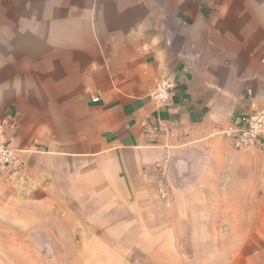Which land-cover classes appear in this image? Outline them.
Wrapping results in <instances>:
<instances>
[{
	"label": "crops",
	"instance_id": "1",
	"mask_svg": "<svg viewBox=\"0 0 264 264\" xmlns=\"http://www.w3.org/2000/svg\"><path fill=\"white\" fill-rule=\"evenodd\" d=\"M164 79L175 87L156 108ZM263 109L264 0H0V123L15 124L26 170L16 184L0 173V223L86 225L87 241L180 259L182 240L201 245L186 256L264 258V148L222 137ZM155 117L170 135L148 133ZM229 207L262 225L248 241L263 247L219 249Z\"/></svg>",
	"mask_w": 264,
	"mask_h": 264
},
{
	"label": "rangeland",
	"instance_id": "2",
	"mask_svg": "<svg viewBox=\"0 0 264 264\" xmlns=\"http://www.w3.org/2000/svg\"><path fill=\"white\" fill-rule=\"evenodd\" d=\"M220 199L222 198L219 197ZM215 211L212 209V214L215 215ZM218 213L219 226L216 231L219 233V249L243 250L246 254L263 247L261 242L248 241L249 235L258 236L263 227L256 223L246 224L244 210L229 207L219 209ZM9 215L0 208V221H4ZM234 217L235 222L232 219ZM33 219L39 221L42 218ZM85 233L86 225L73 228L69 224L60 223H0V264H181L184 261L190 264H247L245 257H231L220 253L219 257L186 256L182 251L186 248L190 253L201 249L197 241L177 242L182 256L180 259L170 257L164 251L152 255L139 250L134 239L87 241ZM210 243L211 246L214 245V242ZM249 263L264 264V258L256 257Z\"/></svg>",
	"mask_w": 264,
	"mask_h": 264
},
{
	"label": "built area",
	"instance_id": "3",
	"mask_svg": "<svg viewBox=\"0 0 264 264\" xmlns=\"http://www.w3.org/2000/svg\"><path fill=\"white\" fill-rule=\"evenodd\" d=\"M174 84L167 80L157 82L150 95V101L156 108L166 106L171 101ZM100 100V94L93 98V102ZM15 124L8 120L0 123V173L5 174L7 179L16 184L26 176V170L22 165L18 152L11 145L9 129H14ZM149 134L161 133L170 135L172 130L162 121L155 117L154 123H145ZM222 137L231 142L234 150H259L264 148V109L250 115L239 117L229 128L222 132ZM162 200L167 201L168 193L162 187L159 189Z\"/></svg>",
	"mask_w": 264,
	"mask_h": 264
}]
</instances>
